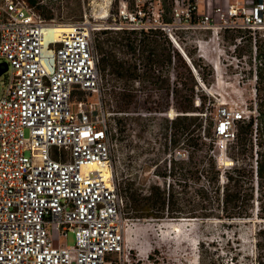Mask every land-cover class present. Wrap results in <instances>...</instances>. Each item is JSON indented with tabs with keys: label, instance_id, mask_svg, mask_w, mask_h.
Here are the masks:
<instances>
[{
	"label": "built area",
	"instance_id": "2783aa9c",
	"mask_svg": "<svg viewBox=\"0 0 264 264\" xmlns=\"http://www.w3.org/2000/svg\"><path fill=\"white\" fill-rule=\"evenodd\" d=\"M174 2L173 16L182 20L191 16L197 0ZM205 2L212 3L211 9L192 24L165 22L159 9L154 22L141 25L145 9L122 0L112 22L95 25L85 15L57 27L59 40L46 42L51 23L35 6L27 0H0V69L9 65L0 74V264H155V246L144 249L126 237L132 225L153 218L131 217L118 187L113 146L120 132L117 120L110 118L114 112L103 103L105 78L95 35L102 28H160L190 66L197 89L208 90L186 47L178 45L175 29H198L197 55L211 62V75L232 67L250 69L242 66L245 56H239L238 48L249 41L258 59L264 0ZM226 33L235 34L229 44L212 45L225 42ZM137 64L144 71L141 60ZM258 72L255 63L254 81ZM256 106L257 101L254 116ZM250 115L237 110L216 122L220 138L211 154L218 166L232 159L228 143L236 137L235 121ZM92 163L97 168L91 169ZM70 232L74 243L69 245Z\"/></svg>",
	"mask_w": 264,
	"mask_h": 264
},
{
	"label": "trees",
	"instance_id": "16d2710c",
	"mask_svg": "<svg viewBox=\"0 0 264 264\" xmlns=\"http://www.w3.org/2000/svg\"><path fill=\"white\" fill-rule=\"evenodd\" d=\"M49 22L55 18V11L50 4L42 0H27ZM70 7L71 15L82 16L81 0H73ZM194 3V0H191ZM72 0L68 1V4ZM167 11L161 12L165 21L173 11L174 0H162ZM59 7V6H58ZM191 9V15L194 13ZM162 35L160 42L158 35ZM96 46L101 54L99 68L103 74H112L113 79L124 85L108 86L106 81L103 89V103L114 108L115 112H131L136 103L138 88H132L128 83L135 79H149L154 84L165 87L168 79L163 73L155 74L158 65L173 63V56L179 66L184 69L186 85L147 94L143 107L145 112L161 114L172 105L177 114L172 118L158 116V131L162 149L157 146L151 149L156 154L153 158L156 168L154 173L163 178V183L151 182L147 186L137 184V180H123L118 187L127 199L129 215L135 218H219L233 220L235 218H251L256 215L264 220V90L258 88L257 116L250 115L249 120H236V137L228 143V154L234 160L233 166L220 169L215 157L211 154L214 147L216 121L211 103L214 100L204 94L190 66L175 48L169 38L159 29H101L95 35ZM166 43L167 46L162 45ZM111 45L106 47V45ZM121 46V47H120ZM117 47V48H116ZM120 47V48H119ZM126 47L127 49L123 48ZM194 65L199 70L200 63L194 57L192 49L185 48ZM132 53L131 56H128ZM259 63L264 64V54L259 45L257 54ZM137 59L141 60L144 71L139 72ZM202 79L207 82L211 69L202 72ZM263 79L262 71L258 72ZM179 77V72L175 73ZM106 80V78H105ZM188 83V84H187ZM128 84L130 87H128ZM157 95L158 98H154ZM198 100V102H196ZM180 112V113H179ZM149 120L150 116H125L117 119L119 132L133 131L132 121L136 119ZM183 137V139H182ZM183 141V144H181ZM184 145L186 157L178 160L175 150ZM247 152H250L252 162H247ZM162 153L170 156L169 166L161 169L159 161ZM222 176L224 181H221ZM222 183H221V182ZM256 203V214H254ZM256 248V263L264 264V224L258 228ZM236 256H233V259ZM205 261L204 257L201 260ZM211 264H218L210 258Z\"/></svg>",
	"mask_w": 264,
	"mask_h": 264
},
{
	"label": "rangeland",
	"instance_id": "374dc122",
	"mask_svg": "<svg viewBox=\"0 0 264 264\" xmlns=\"http://www.w3.org/2000/svg\"><path fill=\"white\" fill-rule=\"evenodd\" d=\"M68 1L69 0H42L43 3L50 4L55 11V18L50 22L51 24L63 25L76 22L84 19L86 15L95 25H104L106 22L113 21L122 0H81L82 16L71 15L70 7L75 5V1L72 0L69 4ZM179 1L181 4L182 0ZM205 1L206 0H197L193 15L187 18L178 20L173 16L170 21L163 20L171 23L192 24L201 14L211 9L212 3H206ZM128 2L131 8H136V3H138L140 7L145 9L146 20L138 23L141 25H149L154 22V18L158 16L157 10L160 9V12L167 11L162 0H128ZM185 2L187 3L188 0H185ZM174 5H176L175 2ZM172 15H174L173 11L169 17ZM102 29L111 31L116 30L109 28ZM158 29L165 34L164 30ZM175 31L178 42L182 46L194 51V57L200 63L199 70L205 72L210 68L213 69L210 61L202 59L197 55L195 40L200 34L198 29L190 27L175 29ZM234 35V33H226L224 35L225 42L221 41L219 45L214 42L212 45L223 48L224 45L231 42ZM162 38L161 34L158 35L160 42L163 41ZM162 45L167 46L166 43H162ZM261 45L262 53L264 54V41ZM110 46V44L106 45V47ZM124 49L127 48L124 47L123 50ZM238 53L239 56H245L241 59L243 61L242 66L246 67V64H249L251 67L250 69L232 67L227 71H218L217 74L213 73V75H208L207 82L203 80L208 90L199 86L204 94L214 100V104L211 103L210 107H213L216 122L222 117L223 113L229 114L237 110L244 114H254L255 103L258 100L257 89L261 88L264 90V77L260 79L258 75L257 81L253 79L254 64L256 63L258 71H262L263 74L264 64L261 66L258 64V59L254 58L250 42L245 41L238 48ZM131 55L130 53L128 56ZM157 68L159 71L155 70V74H161V71H163L165 74L163 77L169 78L168 84H166L165 87H160V84H154L149 79L142 80L138 84L133 80L128 82L132 88L140 89L136 91L138 96L132 108V110L138 111H131V113H129L130 116H144L142 114L144 111L143 107L147 104L144 101L147 99V94L155 93L154 90L161 89L160 95L163 96V90L167 89V87L178 84L181 88L186 85L185 82H187V79L184 69L179 66L177 60L171 65H158ZM141 72H143V70ZM170 72H179V77L175 75L172 76ZM104 78H106L105 81L108 86L115 84L120 86L124 85L123 80H119V83H117L113 79L112 74H104ZM3 79V77H0V94L3 90ZM129 84L128 87H130ZM154 98H158V96L154 95ZM106 108L114 112L113 115L110 116L111 120H117L119 117L126 115L124 113H116L114 108L110 107L109 104L106 105ZM224 108L227 109V112H225ZM164 112L165 114H149V120H142L140 118L136 119V121L129 120L132 122L134 130L131 131V133L130 131L120 132L116 140L117 144L113 146V153L114 164L121 181L135 179L137 180V184H143L144 186L155 181L163 183V178L154 173L156 164L153 158L156 157V154L151 149V146H157V151L163 148L160 143L161 138L155 133V131H158L157 123L161 121L158 116L161 115L170 118L176 115V110L172 105ZM215 138L216 140L220 138L217 131H215ZM216 148V150H219V145H217ZM187 152L184 145H181L175 150V155L178 157V160H180L186 157ZM162 158L163 159L159 161L160 168H168L170 156L166 153H162ZM244 160L252 162L250 152H247L246 159ZM233 164L232 159H228L226 162H220L219 167L224 170L230 168ZM254 214H256V203ZM180 218L181 217L153 218L143 223L132 225V229H129L126 234L127 240L142 246L144 249L155 246L157 251L155 264H211V262H209L210 258H214L218 264L256 263L255 242L257 241V231L258 228L264 224V220L258 218L256 215L251 218H235L233 220L199 218L196 221H182L180 230H175L173 225H171L173 222L171 220ZM190 239H192V241H190ZM197 242L198 244L196 246ZM67 243L69 245L74 243V234L71 232L67 236ZM233 256L236 257L233 259ZM203 257L205 259L204 262L201 261Z\"/></svg>",
	"mask_w": 264,
	"mask_h": 264
},
{
	"label": "bare ground",
	"instance_id": "6f19581e",
	"mask_svg": "<svg viewBox=\"0 0 264 264\" xmlns=\"http://www.w3.org/2000/svg\"><path fill=\"white\" fill-rule=\"evenodd\" d=\"M61 26H63V25H53V24H49L47 26V28L45 29V40H46V42H53V41L59 40L58 34L55 31L58 30V29H56L57 27H61ZM178 45H180V43H178ZM175 46H177V45H175ZM168 114H169V112H168ZM89 167L91 169L97 168V164L96 163H92V164L89 165ZM197 219H199V218L198 217H192V218L181 217L180 219H177V220H173L172 219L171 221H173V222H172L171 225H173V227L175 228V230H177V229L180 230V228H181L180 226H181L182 221L183 222L196 221ZM190 241H192V239H190Z\"/></svg>",
	"mask_w": 264,
	"mask_h": 264
},
{
	"label": "water",
	"instance_id": "95a60500",
	"mask_svg": "<svg viewBox=\"0 0 264 264\" xmlns=\"http://www.w3.org/2000/svg\"><path fill=\"white\" fill-rule=\"evenodd\" d=\"M7 68H8L7 66H5L4 68H1V69H0V74H1L3 71H5Z\"/></svg>",
	"mask_w": 264,
	"mask_h": 264
},
{
	"label": "flooded vegetation",
	"instance_id": "af4514ba",
	"mask_svg": "<svg viewBox=\"0 0 264 264\" xmlns=\"http://www.w3.org/2000/svg\"><path fill=\"white\" fill-rule=\"evenodd\" d=\"M5 66L9 67V65H8V63H7V62H5Z\"/></svg>",
	"mask_w": 264,
	"mask_h": 264
}]
</instances>
